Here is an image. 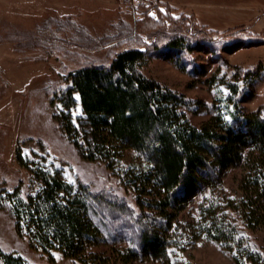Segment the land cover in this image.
I'll list each match as a JSON object with an SVG mask.
<instances>
[{
	"label": "rangeland",
	"instance_id": "374dc122",
	"mask_svg": "<svg viewBox=\"0 0 264 264\" xmlns=\"http://www.w3.org/2000/svg\"><path fill=\"white\" fill-rule=\"evenodd\" d=\"M151 14L158 23L148 17ZM49 16L70 21L71 30L46 29ZM118 21L127 25L126 38L92 49L96 40L117 32ZM75 28L91 40L89 46L70 40ZM175 35L198 44L197 50L176 54L163 49ZM262 39L264 0H0V250L28 264H81L58 249L36 247L25 228L17 229L9 198L15 192L25 198L38 190L33 169L95 193L89 207L104 240L100 248H138L139 210L133 192L112 168L83 159L60 124L63 107L58 97L69 71L85 63L107 65L125 48L156 44L159 51L142 70L189 100L190 121L204 122L214 107L230 120L232 103L221 81L235 68H264ZM74 97L69 118L78 124L82 112ZM241 105L245 112L264 111V74L246 88ZM125 155L120 165L127 166L135 157L128 151ZM222 181L235 204L241 198L238 176L231 171ZM246 237L264 256V227L246 229ZM169 252L167 260L137 256L128 264H251L233 247L206 236Z\"/></svg>",
	"mask_w": 264,
	"mask_h": 264
},
{
	"label": "trees",
	"instance_id": "16d2710c",
	"mask_svg": "<svg viewBox=\"0 0 264 264\" xmlns=\"http://www.w3.org/2000/svg\"><path fill=\"white\" fill-rule=\"evenodd\" d=\"M148 17L159 21L152 14ZM117 23L116 33L96 40L91 48L126 38L127 25ZM72 26L56 16L45 23L54 33ZM75 30L70 40L89 46L91 40ZM194 45L175 35L162 47L177 54L197 50ZM157 51L156 44L128 47L107 65L85 63L66 74L58 97L63 107L60 124L80 156L112 168L133 192L139 210L138 248H100L104 240L89 207L95 193L37 169L32 170L39 183L34 194L9 196L17 229L25 228L36 247L58 249L81 264H128L137 256L163 261L172 248L201 236L233 247L251 264H264V256L246 237V229L264 227V111L245 112L241 105L246 88L262 77L264 68L258 64L222 75L233 108L230 120L214 107L212 116L195 125L187 115L189 100L142 70ZM74 96L82 112L78 124L69 118ZM127 151L135 157L127 166L120 165ZM231 171L238 176L241 197L235 204L222 181ZM0 264L28 263L0 250Z\"/></svg>",
	"mask_w": 264,
	"mask_h": 264
}]
</instances>
